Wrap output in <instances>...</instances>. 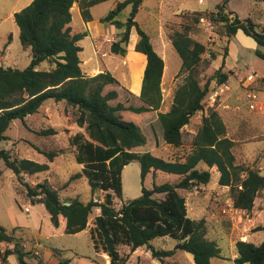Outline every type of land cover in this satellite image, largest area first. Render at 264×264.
Wrapping results in <instances>:
<instances>
[{
	"label": "trees",
	"instance_id": "1",
	"mask_svg": "<svg viewBox=\"0 0 264 264\" xmlns=\"http://www.w3.org/2000/svg\"><path fill=\"white\" fill-rule=\"evenodd\" d=\"M106 0H32L27 6L14 13L19 28L23 49L30 50L31 61L26 68L0 66V141L10 140L7 131L16 119L25 122L29 115L37 113L47 100L63 102L76 109L75 121L84 128L69 142L75 145L76 161L82 171L72 178L84 175L88 178L92 192L104 190L103 201L91 198L87 202L78 197L62 200L60 192L46 179L34 185L24 177L50 169L49 163L18 157L13 147L0 149V159L10 168L24 188L16 187L21 198L31 204H44L52 223L60 225V217L66 219L65 232L76 234L88 227L94 208L100 213L94 218L90 228L92 245L97 253L109 256L105 264H129L128 255L120 251L125 245L132 251L147 246L153 258L161 264L181 249L193 255L195 264H212L213 258H224L218 242L207 238L203 220L196 221L188 215L186 198L179 190H193L208 184L212 173L209 168L217 166L220 172L219 183L230 186L234 207L251 210L254 201L264 189V175L259 169L237 163L233 151L235 141L227 136V125L218 109L208 107L207 114L194 136L191 146L173 159H165L151 151H136L146 145L147 138L141 127L132 120L124 119L123 111L143 113L157 110L162 105V78L165 68L163 57L155 50L150 35L136 21L143 0L117 1L101 22L113 25L119 30V40L111 44L113 53L125 56L133 27L139 35L136 50L146 55L140 99L142 105L112 103L118 97L115 89L104 92L109 84L117 83V78L109 70L88 75L82 68L80 41L88 36L87 31L74 30L72 7L77 2L84 21L93 20L91 8ZM264 1V0H260ZM128 16L123 20L128 7ZM225 11V3L207 16L223 28V34L230 40L239 29L264 46V27L257 30L251 16L241 20ZM204 11H191L180 14L179 28H171L169 38L182 60L181 72H186L185 81L175 91L171 108L158 113L167 144L175 147L183 145L184 128L192 116L205 109V97L211 83H228L233 71H224L223 66L214 70L204 84H201V71L206 70L217 58L218 51L209 50L207 45L191 35L197 29ZM11 38V35H10ZM229 51L224 50V59ZM209 52L206 59L203 55ZM264 58V54L256 51ZM48 62V68L41 69ZM224 64V61H223ZM203 66L202 70L200 67ZM251 88L264 90V77L256 78ZM53 127L40 131V134H55ZM53 161L59 152L34 147ZM137 160L141 166L142 182L151 172L163 171L177 175L173 182L154 183L152 188L142 187L140 196L116 207L115 200L123 197L122 171L125 165ZM200 163L209 168L202 169ZM244 173V175H243ZM3 170L0 168V181ZM161 194L162 197L157 195ZM8 232L0 224V243L13 244L0 247V264H13L9 258L16 256V264H45L42 256H35L37 262L28 261L31 254L25 248L22 237L14 230ZM264 230V226L259 227ZM170 236L177 239L173 249H157L151 242L159 237ZM236 264H264V241L259 244L247 240L235 242ZM60 258L57 264L71 261L64 257V249L52 247Z\"/></svg>",
	"mask_w": 264,
	"mask_h": 264
},
{
	"label": "rangeland",
	"instance_id": "2",
	"mask_svg": "<svg viewBox=\"0 0 264 264\" xmlns=\"http://www.w3.org/2000/svg\"><path fill=\"white\" fill-rule=\"evenodd\" d=\"M116 1L123 0H106L91 8L93 15L90 24L91 31L85 27L79 5L76 2L71 10L72 26L74 30L88 32V36L80 41L83 47L80 53L81 65L85 73L95 75L101 71L109 70L118 80L117 83L109 84L104 89V92L112 89L117 90L118 97L112 103L122 102L127 106H139L143 102L140 99V93L137 94L132 88V68L135 66L138 69L142 62L141 59L146 60V57L136 50L139 40L136 28L133 27L131 30L127 54L123 56L110 50L111 44L121 37L119 30L111 24L100 21L102 16L115 7ZM223 3H225V11H232L233 16H238L241 20L251 16L257 24V30L264 27V1L260 0H204L203 2L199 0H143L135 19L150 35L155 50L164 59L163 101L157 110L139 114L123 111L122 116L124 119L136 122L147 138L146 145L135 148L136 151H151L165 159H173L189 149L203 122V116L208 112V107H215L227 125V136L235 141L233 151L237 163L255 167L264 175V104L262 103V101L264 102V90H256L258 105L256 109L250 108L247 91L255 90V88H251V84L254 82L247 79L248 76L239 83L234 77H231L230 82L225 83L228 86L224 87L216 85L215 82L211 83L210 91L204 101L205 109L192 116L191 122L184 128L183 145L179 147L165 142L163 129L158 119L159 112H165L171 108L175 91L184 83L187 75L186 72H181V57L169 38L171 28H179L180 14L191 11L206 13L191 35L196 40L205 43L209 50L220 51L223 55L228 43L237 42L240 45L235 37L228 41L220 24L207 16L210 12L216 11L218 5ZM26 4L27 0H0V66L23 69L30 64V50L23 49L19 28L14 17L10 15L13 11L21 10ZM130 9L129 6L123 20L128 16ZM242 50L246 53L247 61L253 62L256 59L257 69L264 72V58H260L259 61L260 56L258 57L253 51L246 48H242ZM255 51L264 54V46L258 44ZM203 57L208 59L209 52H206ZM48 66V62H44L40 68L44 69ZM213 66H218V62L216 61ZM202 68L203 66L200 67V70ZM214 70L211 64L209 68L201 71V84L206 82ZM143 74L144 72H142L141 86ZM75 113V108L50 99L25 122L20 119L14 120L7 134L11 141L16 142L13 145V150L18 157L41 163L46 162L50 165V169L47 171L27 174L24 177L27 183L34 185L47 179L52 186L59 190L62 200L78 197L85 202L91 198L103 201L106 192L101 189L92 192L87 177L82 175L72 178L83 168L76 161L75 145H71L69 142L77 131L84 132V128L75 121ZM50 127L55 128L57 133L40 134L41 130ZM6 142L0 141V149L7 148ZM10 147H12L11 144ZM34 147L43 150H57L59 154L50 162L45 154L40 153ZM199 167L209 168L205 163H200ZM0 168L3 170L0 181V224L8 232H12L18 226L14 233L16 236L22 237L21 240L25 248L31 252L27 257L28 261L37 262L38 259L35 256H42L45 264H57L60 258L52 251V247H55L64 249V257L71 259L66 264H105L108 257L103 253L95 252L90 234L94 218L100 213L98 208H94L85 230L76 234H68L64 230L65 218L60 217V225L55 226L44 204H31L21 198L16 187L22 189L24 186L14 172L5 166L2 159H0ZM209 169L212 177L208 184L199 185L191 191L179 190V192L186 198L188 215L196 221L203 220L207 229V238L217 241L222 249L224 258H214L212 264H236L231 256L236 251L234 244L237 240H247L255 244L264 241V230L259 229L264 226V189L255 198L251 210L238 209L234 207L230 186L219 183L220 172L217 166ZM176 179L177 175L175 174L151 171L142 182L139 161H131L124 166L122 171L123 197L117 198L114 204L116 207H120L123 203L140 196L143 186L152 188L154 183L173 182ZM157 196L162 197L161 194ZM27 207L28 210H26ZM177 242V239L173 237L164 236L154 239L151 245L157 249H173ZM6 246L12 247L13 244L0 243L1 248ZM130 249L125 245L120 246V251L125 255L129 254ZM138 252L140 258L138 260L137 254H134L131 258L133 264H158V260L153 258L149 247H139ZM184 253L187 252L181 249L176 250L174 255L168 258L166 264H188ZM9 260L16 264L15 255H11Z\"/></svg>",
	"mask_w": 264,
	"mask_h": 264
},
{
	"label": "crops",
	"instance_id": "3",
	"mask_svg": "<svg viewBox=\"0 0 264 264\" xmlns=\"http://www.w3.org/2000/svg\"><path fill=\"white\" fill-rule=\"evenodd\" d=\"M31 1L32 0H27V4H26V6L29 4V3H31ZM200 1V0H199ZM204 1V0H203ZM203 1H200V2H203ZM117 2V1H116ZM79 7V6H78ZM80 11V10H79ZM16 11H13V12H11V14L10 15H12L13 17H14V13H15ZM84 23H85V27L87 28V29H90L91 27H90V24H91V21H89V22H86V21H84ZM90 31H91V29H90ZM236 39H237V41H239L240 42V45H238L237 44V42H230V43H228V48H229V51H228V55H227V57H225V59H224V56L222 55V53H220V51L218 52V55H217V58L215 59V60H213L212 61V68H214V69H217V68H219V67H221V66H223V70L224 71H229V70H231V71H233V74L230 76V79H231V77H234L237 81H238V83L243 79V78H245L246 76H248L249 74H251V73H253V74H255V76H256V78H258V77H264V72H262V71H260V70H258L257 69V67H256V64H255V62H256V59H255V61H253V62H249V61H247V59H246V53H245V51H243L242 50V48H246L247 50L249 49V50H251V51H253L256 55H257V53H256V51H255V49L258 47V44H257V42H256V40L253 38V37H251V36H249V35H247L243 30H241V29H239L238 30V32L236 33V35L234 36ZM229 41V40H228ZM143 54V53H142ZM145 55V54H144ZM145 57H146V55H145ZM258 57H259V55H258ZM260 58L262 59V57H259V61H260ZM230 59L232 60L231 62H230ZM258 59V58H257ZM1 60V59H0ZM142 60V62L141 63H143L144 62V64L146 65V60L144 59H141ZM218 62V66H213V65H215V62ZM223 61H224V64H223ZM145 69V68H144ZM85 72V71H84ZM136 72H137V69L136 68H132V80H133V83H132V88H133V90L137 93V94H139L141 91H140V87H141V78H142V73H141V76L140 77H137V74H136ZM144 72V71H143ZM230 79H229V81L228 82H230ZM224 86H228V85H226V84H223L222 85V87H224ZM262 103L264 104V102L262 101ZM40 110V109H39ZM246 110V109H245ZM35 114V113H34ZM33 115V114H32ZM32 115H29L27 118H29V117H31ZM27 118H26V120H27ZM13 124V123H12ZM78 132V131H77ZM76 132V133H77ZM75 133V134H76ZM74 134V135H75ZM8 135V134H7ZM9 136V135H8ZM10 137V136H9ZM15 143L16 142H14V141H11V139L10 140H7V142H6V147L7 148H10V144H11V146L13 147V145H15ZM64 218V217H63ZM66 220V219H65ZM60 222H61V219H60ZM65 225H66V223H65ZM65 228V227H64ZM235 245V244H234ZM236 247V246H235ZM187 253H189V252H187ZM187 253H184L185 254V256H186V258H187V262H188V264H195V262H194V259H193V255L191 254V253H189V254H187ZM134 254H137V258H138V260H139V258H140V254H139V252H138V248L136 249V250H134V251H132L131 249H130V251H129V258H128V263L129 264H133V262L131 261V258H132V256L134 255ZM103 255H105V256H107L108 257V259L106 260V262L105 263H108L109 262V256L107 255V254H105V253H103ZM223 256V255H222ZM224 257V256H223ZM237 257V251H235L233 254H232V256H231V258H232V260L234 261V259ZM221 257H218L217 259H220ZM213 260H214V258H213ZM166 262H168V259L166 260ZM158 264L160 263L159 261L157 262Z\"/></svg>",
	"mask_w": 264,
	"mask_h": 264
},
{
	"label": "built area",
	"instance_id": "4",
	"mask_svg": "<svg viewBox=\"0 0 264 264\" xmlns=\"http://www.w3.org/2000/svg\"><path fill=\"white\" fill-rule=\"evenodd\" d=\"M200 1H203V0H200ZM247 79H249L253 82L256 80V76H255V74L251 73L248 75ZM247 99L249 101L250 108L256 109V107L258 105V101H257L258 100V93H257V91L256 90H248L247 91ZM26 210H28V207L26 208Z\"/></svg>",
	"mask_w": 264,
	"mask_h": 264
},
{
	"label": "bare ground",
	"instance_id": "5",
	"mask_svg": "<svg viewBox=\"0 0 264 264\" xmlns=\"http://www.w3.org/2000/svg\"><path fill=\"white\" fill-rule=\"evenodd\" d=\"M144 66H145V64H144V62H143V63L140 64V66H139L138 69H137L135 66L133 67V68H136V69H137V72H136L137 77H140V76H141V73H142L143 70H144L143 68H145Z\"/></svg>",
	"mask_w": 264,
	"mask_h": 264
}]
</instances>
